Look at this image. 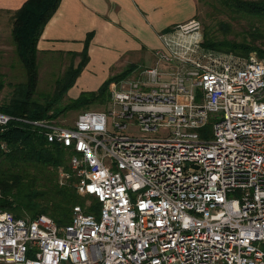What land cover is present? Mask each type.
<instances>
[{"label": "built area", "instance_id": "1", "mask_svg": "<svg viewBox=\"0 0 264 264\" xmlns=\"http://www.w3.org/2000/svg\"><path fill=\"white\" fill-rule=\"evenodd\" d=\"M157 35L111 110L70 126L0 112V134L18 121L68 151L59 182L99 203L60 225L0 209V263L264 264V61L203 46L194 17Z\"/></svg>", "mask_w": 264, "mask_h": 264}, {"label": "trees", "instance_id": "2", "mask_svg": "<svg viewBox=\"0 0 264 264\" xmlns=\"http://www.w3.org/2000/svg\"><path fill=\"white\" fill-rule=\"evenodd\" d=\"M224 7L236 10L245 16H264V0H217ZM60 0H25L12 14L11 34L16 53L26 70V80L15 84L9 100L0 103V112L31 119L55 118L68 110L102 104L108 97V84L131 72L136 65H128L122 71L109 76L94 91H82L76 98L66 97L67 90L88 60V45L92 32H88L77 65H70L61 78L56 80L54 90L43 101L32 98L37 82V41L44 25L58 7ZM254 39V34H251ZM257 38V37H256ZM250 41V40H249ZM202 45L219 51L246 55L255 51L264 61V48L252 41L215 40L204 33ZM76 55V54H75ZM199 136L211 135V123L199 128ZM7 143L8 150L0 152V209L11 212L14 217L30 218L45 214L57 224L68 223L72 207L81 205L87 213H97L99 203L91 196L79 195L73 186V176L60 183L59 169L71 172L67 161L68 151L45 138L27 124L12 121L7 130L0 134V141ZM89 204L85 205V201Z\"/></svg>", "mask_w": 264, "mask_h": 264}, {"label": "crops", "instance_id": "3", "mask_svg": "<svg viewBox=\"0 0 264 264\" xmlns=\"http://www.w3.org/2000/svg\"><path fill=\"white\" fill-rule=\"evenodd\" d=\"M24 1L0 0V47L2 34H11L13 12ZM196 12V0H60L37 41V54H59L76 61L92 32L87 63L66 93L76 98L82 91L96 90L128 65L151 64L161 46L158 32Z\"/></svg>", "mask_w": 264, "mask_h": 264}, {"label": "rangeland", "instance_id": "4", "mask_svg": "<svg viewBox=\"0 0 264 264\" xmlns=\"http://www.w3.org/2000/svg\"><path fill=\"white\" fill-rule=\"evenodd\" d=\"M196 1L197 12L194 18L200 23L203 38L204 33H206L211 39L220 40L226 38L228 40H235L236 42L252 41L254 45L264 48V16H245L246 14H241L236 12V10L224 7L217 0ZM251 34H254V39L251 38ZM2 35L5 39L3 40L4 45L0 47V103H5L12 95L15 84L26 80V70L16 53L12 34L6 35L3 33ZM68 58L69 57L63 58V56L59 54H36L37 82L32 94L34 100L43 102L47 96L52 94L56 80L63 76L65 70L70 67V65H77L79 56L76 61H73V59H71V61ZM145 64H150V62H145ZM137 67L133 68L131 72L121 78H125V80L136 79L134 75H137ZM121 78L117 80H121ZM117 80H113L108 84V97L104 103H94L87 107L72 109L61 113L54 118L55 124L70 126L73 124L78 114L85 110H111L110 85L116 84ZM67 101L68 97H65L62 99L61 104ZM111 123L112 117L108 116L109 126H111ZM57 178L58 180L60 179L59 174ZM89 202L90 201L87 199L85 205L89 204ZM23 217L30 218L27 214H24Z\"/></svg>", "mask_w": 264, "mask_h": 264}]
</instances>
